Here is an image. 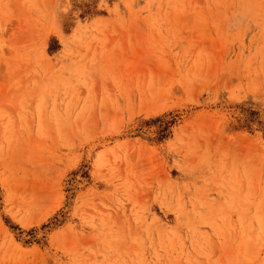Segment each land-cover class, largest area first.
Here are the masks:
<instances>
[{
  "label": "rangeland",
  "instance_id": "374dc122",
  "mask_svg": "<svg viewBox=\"0 0 264 264\" xmlns=\"http://www.w3.org/2000/svg\"><path fill=\"white\" fill-rule=\"evenodd\" d=\"M0 264H264V0H0Z\"/></svg>",
  "mask_w": 264,
  "mask_h": 264
}]
</instances>
